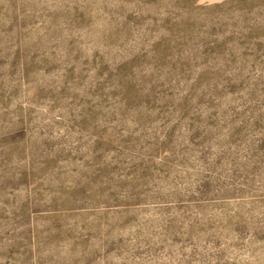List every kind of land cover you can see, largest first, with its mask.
Masks as SVG:
<instances>
[{"label":"rangeland","instance_id":"1","mask_svg":"<svg viewBox=\"0 0 264 264\" xmlns=\"http://www.w3.org/2000/svg\"><path fill=\"white\" fill-rule=\"evenodd\" d=\"M0 264H264V0H0Z\"/></svg>","mask_w":264,"mask_h":264}]
</instances>
